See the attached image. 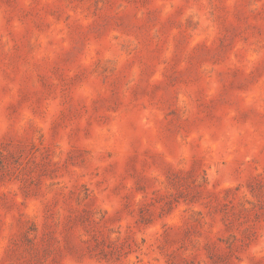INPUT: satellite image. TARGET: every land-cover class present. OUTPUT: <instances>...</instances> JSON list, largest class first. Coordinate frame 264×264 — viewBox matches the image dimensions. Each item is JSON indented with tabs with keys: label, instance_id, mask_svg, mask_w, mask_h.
<instances>
[{
	"label": "rangeland",
	"instance_id": "rangeland-1",
	"mask_svg": "<svg viewBox=\"0 0 264 264\" xmlns=\"http://www.w3.org/2000/svg\"><path fill=\"white\" fill-rule=\"evenodd\" d=\"M0 264H264V0H0Z\"/></svg>",
	"mask_w": 264,
	"mask_h": 264
}]
</instances>
